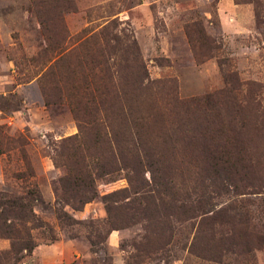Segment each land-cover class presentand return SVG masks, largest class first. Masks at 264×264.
<instances>
[{"label": "rangeland", "instance_id": "374dc122", "mask_svg": "<svg viewBox=\"0 0 264 264\" xmlns=\"http://www.w3.org/2000/svg\"><path fill=\"white\" fill-rule=\"evenodd\" d=\"M205 128L235 188H205ZM74 137L114 169L75 211L53 192ZM150 171L163 203L233 222L177 212L154 232L158 197L133 199ZM29 189L44 227L29 254L0 238L6 264H264V0H0V192Z\"/></svg>", "mask_w": 264, "mask_h": 264}, {"label": "trees", "instance_id": "16d2710c", "mask_svg": "<svg viewBox=\"0 0 264 264\" xmlns=\"http://www.w3.org/2000/svg\"><path fill=\"white\" fill-rule=\"evenodd\" d=\"M224 91L225 96L230 97L231 90L229 89ZM96 94L98 95L97 101H93L92 98L90 99V96L85 97L87 101L91 100V106L88 107L89 110L88 108L85 109L89 111L87 114L89 115L92 122L94 124H99L95 123V121L98 122L96 114H98V110H102L103 112H105V108L103 107L104 99L100 97H107L108 91L103 86L102 90L98 91ZM232 105L234 106V102ZM208 119L211 120V117ZM207 122L208 124L206 127H209V125H211V121L207 120ZM107 127V129L109 130V124L107 125ZM109 132L110 131H108V133L105 132V135H109ZM74 139L76 141V148L75 150H73L70 156L73 158V162L75 163L76 167L67 169L66 175L57 180L56 185L53 188V192L58 201H60L64 205L69 206L72 210L75 211L82 208L84 204L88 203L95 197L96 191L94 186V179L103 178L107 174H111L114 169H109L107 165L104 166L103 164H100L99 157L95 156V154L92 153L94 151H92L89 146L85 145L83 140H78L76 137H74ZM201 150L205 163L203 178L207 181V185H205V188L210 187V189L212 190L211 192L215 193L220 188L224 186L226 187L227 184H230V186H234L233 188H235L233 182L235 181V177L238 175V171L236 167H234V163L230 160V157H232L233 155H231L228 150L225 151L223 147H218L215 137L209 134L207 128H205ZM149 176L150 186L148 182L144 181L145 184L134 192L135 194H137V197H134L133 199L134 201H136V199L138 198L150 197V202L144 201V209H147L151 204H153V206H156L154 199L158 197V202L161 204L163 210H165L164 213L159 214V212H155L154 215H149L141 212V216L146 217L145 219H147V221L153 223L154 232H156L155 229L158 228L160 222L165 223L167 221L168 214L177 216L178 212L180 216L185 217L201 216L202 214L206 215V212H202L201 209L195 210L192 207L187 208L182 203L177 205L175 204L176 200H174L175 203L166 204L162 202L159 196L154 197V192H152L153 194H151V191H147L145 189L146 187L151 186L157 188V186H159V182L156 181L158 177H156L151 171ZM244 178L246 182L249 183L251 177L245 174ZM249 184H251L250 186H253L252 183ZM147 192L150 194H147ZM156 193L162 194L163 191L157 188ZM36 198V192L30 189L24 191V196L16 197H10L0 192V238L11 241H18L26 254H29L34 246L30 236V231L32 229L44 227V225L32 211V201H35ZM137 203L140 204L141 201H138ZM199 203L200 201H198L196 208H200ZM214 215H217V213H215ZM214 215H208L209 217L207 215L204 216L205 218L203 220L205 221V224L208 226L209 230L212 229L213 224H228L229 222H233V219L235 218V216H232V219L226 217L221 218V216L215 218ZM58 218L61 219L63 218V216L60 215L58 216ZM157 236H160V234H158ZM8 254H12V257H9V259L11 258L10 260H12L13 262L19 260V256L18 254L16 255L15 251H10ZM6 259V255L0 252V264H6Z\"/></svg>", "mask_w": 264, "mask_h": 264}]
</instances>
